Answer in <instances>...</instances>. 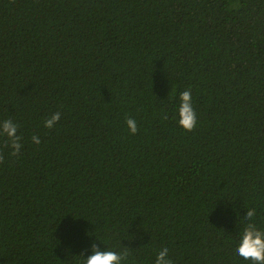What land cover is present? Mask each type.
Here are the masks:
<instances>
[{
	"label": "trees",
	"instance_id": "obj_1",
	"mask_svg": "<svg viewBox=\"0 0 264 264\" xmlns=\"http://www.w3.org/2000/svg\"><path fill=\"white\" fill-rule=\"evenodd\" d=\"M3 120L23 146L0 136V264H76L94 243L125 264L164 247L250 264L234 240L247 208L264 226V0H0Z\"/></svg>",
	"mask_w": 264,
	"mask_h": 264
},
{
	"label": "clouds",
	"instance_id": "obj_2",
	"mask_svg": "<svg viewBox=\"0 0 264 264\" xmlns=\"http://www.w3.org/2000/svg\"><path fill=\"white\" fill-rule=\"evenodd\" d=\"M60 112H55L49 118L45 119L43 124L46 128H54L56 122L60 119ZM173 119L177 125L185 131H192L198 125V114L194 108L191 88H186L179 93L178 103L174 109ZM127 128L131 134L137 132V122L128 118L126 120ZM0 136H6L10 141L12 154L17 155L22 148V136L17 135V126L9 120H3L0 123ZM31 140L35 144L40 143L37 135H32ZM257 211L254 207L247 208V212L241 221L244 226L237 233V239L234 240V252L250 264H264V226L256 222ZM127 252H117L108 248H101L98 244L92 245L91 252L76 257V264H125ZM154 264H173L169 257V249L164 247L160 249L155 256Z\"/></svg>",
	"mask_w": 264,
	"mask_h": 264
}]
</instances>
